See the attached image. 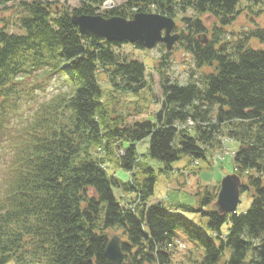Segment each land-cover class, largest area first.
<instances>
[{
	"label": "trees",
	"instance_id": "1",
	"mask_svg": "<svg viewBox=\"0 0 264 264\" xmlns=\"http://www.w3.org/2000/svg\"><path fill=\"white\" fill-rule=\"evenodd\" d=\"M105 1L83 2L71 13L40 0H0V11L18 2L23 31L9 33L0 19V264H113L105 255L110 231L121 238L122 264H173L168 244L176 243L178 229L204 248L202 262L195 264H219L227 250L225 264H264V48L250 46L253 39L264 44V28L257 23L246 31L231 53L215 39L202 42L207 29L201 18L184 17L189 32L182 33L181 47L198 69L214 72L190 77L185 85L162 74L164 100L154 120L128 126L116 102L137 98L147 87V66L120 61L115 51L120 43L82 35L71 20L73 13L96 15ZM262 1L128 0L102 16L131 19L144 11L174 18L191 10L226 26ZM42 75L46 82L65 79L70 92L16 124L27 83L38 86ZM189 120L195 126L187 127ZM226 139L239 143L233 173L242 179V193L252 197L246 212L212 209L220 182L200 191L201 202L210 207L198 209L208 218L207 229L164 203H151L157 173L145 157L172 172L184 156L208 161ZM144 141L146 155L140 153ZM111 166L131 172V180L121 183L109 174ZM114 187L136 197L121 201Z\"/></svg>",
	"mask_w": 264,
	"mask_h": 264
},
{
	"label": "rangeland",
	"instance_id": "2",
	"mask_svg": "<svg viewBox=\"0 0 264 264\" xmlns=\"http://www.w3.org/2000/svg\"><path fill=\"white\" fill-rule=\"evenodd\" d=\"M40 1L51 3L53 7L58 8L59 12L68 10L72 13L75 9L80 8L83 2L93 3L95 0ZM127 1L106 0L103 6L97 7L96 15H103L105 10L118 8ZM17 9L18 2H11L5 9L0 11V19L3 20L2 24L6 23L8 25V32L11 34H20L23 32L18 24ZM184 17L193 19L201 18L207 29L204 33L207 35L208 40L214 41L215 39L218 42L220 41V43L226 44L229 52L233 53L236 42L244 39L250 29H255L259 25L264 28V1L258 3L254 7V11L244 9L235 21L226 26H221L217 23L215 17L209 14H197L191 10L186 14H179L174 17V20L177 24L176 32L180 35L189 32L188 25L183 21ZM252 19L255 23L252 22ZM180 41L176 43L172 52L168 51L164 44H158L151 50L131 43H120L121 46L115 48L116 53L120 57V61L124 59L127 61L138 60L147 66V87L140 92L137 98L132 96L119 97L116 102L115 110L118 113L126 114L125 122H127L128 126L136 122H144L147 119L154 120V114L158 113L161 108L160 105L164 100L161 86L163 81L162 74H164L165 78H169L171 82L185 85L189 82L190 77L196 80L201 73L214 72V67L198 69L192 55L185 48L183 49L181 47ZM250 46L264 48V44L257 39L251 40ZM163 58L165 59L163 60ZM162 61L164 63L160 64ZM101 78L104 79L102 80L104 82L106 75L102 73ZM38 80V86L40 87L35 84L37 81L34 83V81L29 80L27 83L28 87L24 92L28 95L22 92L24 97H22L20 106L16 107L18 114L13 118L16 124H25L35 114L42 103L55 98L57 95L68 94L71 90L70 85L65 82V79L60 77H55L46 82V77L42 75L38 76ZM227 143L229 147H225L222 151L215 153L219 156L216 159L211 158L209 161L200 160V166L193 167L194 164L192 163L194 160L190 156H184L172 164V172L162 171L165 168L162 163L145 157L144 159L155 168L157 173V183L154 194L150 199L151 203H164L171 213L181 214L202 228L207 229L208 218L198 209L203 208L208 212L210 207L203 205L201 202L202 197L200 196V191L202 192L205 187L219 184L218 182H221L226 175L233 173L234 163L232 157L230 154L225 155V153L226 151L236 152L239 148V143L234 140H229ZM148 147V142L144 141L140 145V153L146 155ZM224 156L225 159H222ZM108 171L110 175L116 176L121 183H128L131 180V172L126 169L111 166L108 168ZM114 193L121 201L122 198L134 199L136 197V193L125 192L118 187H114ZM251 203V195L248 192L242 193L241 203L238 206L237 213L241 214L246 212L250 208ZM230 227L231 220L229 218L228 222L222 228V234L224 236L229 234ZM114 233L110 231V236L112 237ZM176 235L177 240L186 244V248L183 250H172L174 252L172 257L173 264L201 263L205 256L204 248L192 242L183 229H178ZM230 253L231 250H227L225 256L220 259L219 264H225Z\"/></svg>",
	"mask_w": 264,
	"mask_h": 264
},
{
	"label": "water",
	"instance_id": "3",
	"mask_svg": "<svg viewBox=\"0 0 264 264\" xmlns=\"http://www.w3.org/2000/svg\"><path fill=\"white\" fill-rule=\"evenodd\" d=\"M71 20L82 35L97 36L108 42L137 44L148 50L154 49L158 44H164L166 49L172 52L181 39V35L176 32L177 24L174 18L156 12L138 11L131 19L74 13ZM202 42L208 43V38L205 36ZM241 187V177L235 173L226 175L220 183L218 197L212 204V209L220 214L235 213L241 203ZM105 255L113 264L124 262L125 254L119 236L111 237Z\"/></svg>",
	"mask_w": 264,
	"mask_h": 264
},
{
	"label": "built area",
	"instance_id": "4",
	"mask_svg": "<svg viewBox=\"0 0 264 264\" xmlns=\"http://www.w3.org/2000/svg\"><path fill=\"white\" fill-rule=\"evenodd\" d=\"M194 124L192 121L190 122V125Z\"/></svg>",
	"mask_w": 264,
	"mask_h": 264
}]
</instances>
